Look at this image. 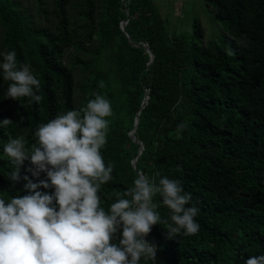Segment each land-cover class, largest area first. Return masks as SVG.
Segmentation results:
<instances>
[{
    "label": "trees",
    "instance_id": "obj_1",
    "mask_svg": "<svg viewBox=\"0 0 264 264\" xmlns=\"http://www.w3.org/2000/svg\"><path fill=\"white\" fill-rule=\"evenodd\" d=\"M207 1L217 39L154 0H0V264H264V0Z\"/></svg>",
    "mask_w": 264,
    "mask_h": 264
},
{
    "label": "rangeland",
    "instance_id": "obj_2",
    "mask_svg": "<svg viewBox=\"0 0 264 264\" xmlns=\"http://www.w3.org/2000/svg\"><path fill=\"white\" fill-rule=\"evenodd\" d=\"M156 6L164 19L171 34H180L182 32H190L191 25L195 19L201 22L205 30V40L217 39L224 35L222 29L223 25L215 17V12L207 0H154ZM128 21L122 20L120 28H126ZM111 34L108 41L105 43L100 56H97V62L94 71L97 77L105 79L109 87L114 90L116 101L121 103L122 95L124 94L121 85V72L119 68V58L117 55L119 42V31L117 28H111ZM99 40L95 39L93 44L89 46L90 50L98 48ZM74 53V50H68V56ZM67 62V61H66ZM89 71V72H90ZM78 85L84 82L86 77H90L89 72L83 73L81 68L74 70ZM79 89V87H78ZM129 120V116L127 117ZM84 142V139L79 141Z\"/></svg>",
    "mask_w": 264,
    "mask_h": 264
},
{
    "label": "water",
    "instance_id": "obj_3",
    "mask_svg": "<svg viewBox=\"0 0 264 264\" xmlns=\"http://www.w3.org/2000/svg\"><path fill=\"white\" fill-rule=\"evenodd\" d=\"M122 30H123V31L125 30L124 26L122 27ZM144 47H145L147 50H149L148 45L145 44ZM150 57H151V61H150V64H151V63L153 62V60H154V55L151 54ZM148 98H149L148 95H146L145 98H144V102H143V103H146V101L148 100ZM143 107H144V106H142V108H143ZM142 108H141V109H142ZM138 123H139V119H138V115H137V118H136V124H135L134 130L130 133V137L132 138L133 141L136 140V139H135V132H136V129H137ZM141 153H142V151H140V154H141ZM137 159H138V158H136V160H135V162H134V168H136ZM139 175H140V177L143 179V176H142L140 173H139ZM146 206H147V200L145 199L143 205L140 206V207L138 208V212H137L138 214L135 213L134 216H133V220H134V223H135V226H136V230H137L138 234H139L141 237L143 236V231H142V228H141L140 221H141V219H142V217H143V213H144L145 210H146ZM152 254L154 255L155 252L153 251Z\"/></svg>",
    "mask_w": 264,
    "mask_h": 264
},
{
    "label": "bare ground",
    "instance_id": "obj_4",
    "mask_svg": "<svg viewBox=\"0 0 264 264\" xmlns=\"http://www.w3.org/2000/svg\"><path fill=\"white\" fill-rule=\"evenodd\" d=\"M138 214V213H137Z\"/></svg>",
    "mask_w": 264,
    "mask_h": 264
}]
</instances>
